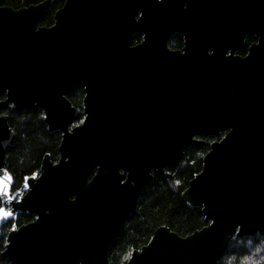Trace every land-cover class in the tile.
I'll return each mask as SVG.
<instances>
[{"label":"water","instance_id":"obj_1","mask_svg":"<svg viewBox=\"0 0 264 264\" xmlns=\"http://www.w3.org/2000/svg\"><path fill=\"white\" fill-rule=\"evenodd\" d=\"M50 3L0 5V110L39 109L60 134L57 162L45 153L40 173L11 185L14 199L1 207L14 217L0 227L35 217L9 228L1 256L109 264L108 248L152 173L164 176L202 145L198 135L219 139L180 198L200 207L204 225L187 236L160 225L125 264H217L231 239L264 233V0H64L41 26ZM137 31L142 39L131 44ZM174 34L182 53L167 46ZM245 35L257 40L234 56ZM78 87L83 119L71 126L67 96ZM14 137L1 114L6 172Z\"/></svg>","mask_w":264,"mask_h":264},{"label":"trees","instance_id":"obj_2","mask_svg":"<svg viewBox=\"0 0 264 264\" xmlns=\"http://www.w3.org/2000/svg\"><path fill=\"white\" fill-rule=\"evenodd\" d=\"M42 0H2L1 4L19 8ZM64 0H51L39 20V25L53 24L54 12L60 8ZM142 39L141 32L133 34L131 44ZM180 35L172 36L168 45H180ZM83 89L78 88L69 96L76 108L74 124L83 119L82 98ZM8 115V124L15 134L6 153L7 172L13 179V190L21 185L25 175L38 172L41 158L49 153L55 161L60 140L58 131L49 132L43 122V113L39 109L12 111L9 108L0 114ZM207 144L193 146L186 150L183 158L165 169L164 176L153 175L140 192L136 213L125 222L122 232L116 236L108 248L109 264H125L134 249L148 243L152 232L160 225L169 227L180 236H187L204 225L200 207L188 208L180 195L188 181L200 171L203 153ZM3 205L0 204V207ZM28 214L18 215L0 228V264H9L1 256L5 239L11 224L17 226L32 220ZM217 264H264V233L253 236H242L230 240L224 256Z\"/></svg>","mask_w":264,"mask_h":264},{"label":"flooded vegetation","instance_id":"obj_3","mask_svg":"<svg viewBox=\"0 0 264 264\" xmlns=\"http://www.w3.org/2000/svg\"><path fill=\"white\" fill-rule=\"evenodd\" d=\"M2 1V0H1ZM64 2V1H63ZM0 5L1 6H7V5H3V4H1L0 3ZM9 7H11V6H9ZM13 8V7H12ZM14 9H16V8H14ZM174 35H178V34H174ZM174 35H172V36H174ZM171 36V37H172ZM181 36V35H180ZM170 37V38H171ZM169 38V39H170ZM181 38H182V36H181ZM169 39H168V41H169ZM256 40H257V38L254 36V35H245V37H244V39H243V44H242V46L240 47V49L239 50H237V51H235L234 52V56H239L240 58H243V57H245L246 55H247V53H248V48H249V46L252 44V43H255L256 42ZM141 41V40H140ZM168 41H167V43H168ZM167 46H168V48L170 49V50H172V51H180L181 53L183 52V44H182V41H181V44L180 45H175V46H170V45H168L167 44ZM207 49V52L208 53H211V48H209V47H207L206 48ZM257 60H258V56L256 55V58H255V62H257ZM176 79V80H175ZM174 80L177 82L178 81V79L177 78H174ZM178 82H180V81H178ZM78 88H81V87H78ZM78 88H76L75 90H77ZM74 90V91H75ZM74 91L72 92V93H74ZM71 93V94H72ZM71 94L70 95H68L67 97H68V99H69V96H71ZM7 109V108H6ZM5 110V109H4ZM2 110H0V112H1ZM2 114V113H1ZM0 114V115H1ZM71 126H73V123L71 124ZM226 131H222L221 132V135H223L224 133H225ZM195 139H198V140H201V141H203L204 143L202 144V145H200V146H203V145H206L207 144V146H208V149H209V145L211 144V142H213L214 140H217V139H219V138H215V137H213V136H203V135H198V136H195ZM200 146H198V147H200ZM208 149L203 153V155L208 151ZM187 150V149H186ZM186 150L184 151V154H185V152H186ZM49 154V153H48ZM184 154H183V156H184ZM202 155V156H203ZM49 157H50V155H49ZM6 158V157H5ZM42 159V158H41ZM51 159V158H50ZM6 160V159H5ZM57 160H58V156H57V158H56V160L55 161H52L53 163H55V162H57ZM34 173H40V168H39V171L38 172H34ZM33 174V173H32ZM153 175L155 174L154 172L152 173ZM26 176V175H25ZM24 176V177H25ZM23 177V178H24ZM22 181H23V179H22ZM22 183V182H21ZM20 187V186H19ZM18 187V188H19ZM18 188H16V189H18ZM16 189H14V190H16ZM13 190V183H12V191H14ZM138 203V202H137ZM3 206V205H2ZM136 209H137V207H136ZM28 215H30V214H28ZM33 216V219H34V215H32ZM32 219V220H33ZM12 220H14V219H12ZM8 221H10V220H8ZM8 221H6L4 224H6ZM29 221H31V220H29ZM4 224H2L1 226H3ZM13 224H11V226H12ZM10 226V227H11ZM1 228V227H0ZM131 254V253H130ZM130 256V255H129Z\"/></svg>","mask_w":264,"mask_h":264},{"label":"snow or ice","instance_id":"obj_4","mask_svg":"<svg viewBox=\"0 0 264 264\" xmlns=\"http://www.w3.org/2000/svg\"><path fill=\"white\" fill-rule=\"evenodd\" d=\"M0 172H2V175H0V204L6 202L5 198H7V202L10 203L12 199H14L13 196H10V190L12 185V177L9 173H7L5 170L0 169ZM33 179L35 176L32 177ZM27 179L25 178L24 188H29V184L27 183ZM8 217H14V212L11 210H6L3 207H0V220L6 219ZM13 230H15V225H13Z\"/></svg>","mask_w":264,"mask_h":264},{"label":"rangeland","instance_id":"obj_5","mask_svg":"<svg viewBox=\"0 0 264 264\" xmlns=\"http://www.w3.org/2000/svg\"><path fill=\"white\" fill-rule=\"evenodd\" d=\"M78 124V123H77ZM73 125H75L74 123H73Z\"/></svg>","mask_w":264,"mask_h":264}]
</instances>
